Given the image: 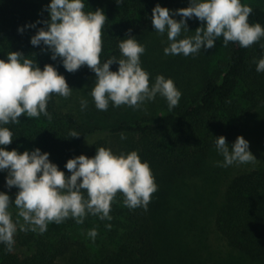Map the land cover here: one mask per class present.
<instances>
[{
  "label": "trees",
  "instance_id": "obj_1",
  "mask_svg": "<svg viewBox=\"0 0 264 264\" xmlns=\"http://www.w3.org/2000/svg\"><path fill=\"white\" fill-rule=\"evenodd\" d=\"M181 1L124 0L118 5L115 0H84V11L99 7L107 17L101 30L102 62L119 57V40L135 35L145 52L149 50V58L141 64L150 74V83L163 74L182 93L171 110L159 95L141 108L110 103L107 110H99L90 95L94 72L86 65L66 71L59 58L54 61L41 46L31 45L36 28L17 31L18 26L47 18L43 6L48 0H0V58L19 50L41 68L51 63L88 101L82 110L81 100L65 106L62 96L51 94L47 108L52 119L22 114L19 123L7 125L14 139L4 147L19 151L39 147L66 175L70 174L64 168L67 159L81 153L93 156L96 146L116 153L137 150L154 177L161 175L175 191L171 196L157 189L147 209L128 208L118 191L111 202L110 221L87 215L78 224L69 217L43 233L16 232L11 251L0 243V264H264V162L225 177L220 202L186 209L179 193L190 180H210L207 175L214 166L209 163L217 152L214 136L224 135L229 142L251 113L264 109V72H257L255 63L264 54V38L242 48L237 42L224 45L221 37L214 48L196 54L165 55L163 48L151 47L156 41L167 45V38L154 32L151 10L156 3L171 9ZM251 7L249 22L264 25V0ZM200 24L195 17L187 20L189 31ZM193 34L182 32L181 37ZM110 67L116 70L118 65ZM70 130L80 135L68 137ZM121 134L131 136L133 143H121ZM5 175L0 172V191H18L15 186L5 187ZM92 228L97 229L94 239L87 235ZM208 232L220 237L225 248L212 251L202 240Z\"/></svg>",
  "mask_w": 264,
  "mask_h": 264
},
{
  "label": "clouds",
  "instance_id": "obj_2",
  "mask_svg": "<svg viewBox=\"0 0 264 264\" xmlns=\"http://www.w3.org/2000/svg\"><path fill=\"white\" fill-rule=\"evenodd\" d=\"M115 2L120 5L124 0ZM84 9V0H48L43 6L47 18L18 26L17 31L36 28L30 37L31 45L41 46V51L50 53L54 61L59 58L66 71L74 72L86 65L94 72L90 95L99 110H107L110 103L113 107L141 108L157 95L165 98L170 110L176 106L181 91L171 77L163 74H157L150 83V74L141 64L145 46L135 35L126 34L119 40V57L101 61V30L107 17L102 8ZM252 12V7L241 0H189L187 7L177 9L156 3L151 10V23L155 32L167 34L165 55L188 56L202 48H214L221 37L224 45L237 42L242 48L260 41L264 38V25L249 22ZM193 17L201 24L189 31L187 20ZM38 24L43 26L37 27ZM131 31L128 29V33ZM182 32L194 34L181 37ZM114 63L118 65L116 70L110 67ZM255 63L256 71L264 72V54ZM72 89L51 63L41 68L36 59L19 50H11L0 58V172H6V188L18 189L14 200L8 192L0 191V243L8 251L12 250L18 224L9 211L11 205H15L17 215L25 222L20 225L21 230L43 233L50 222L61 223L69 217L78 224L87 215L110 221L111 202L118 191L123 194V204L130 209H147L151 194L157 191L150 165L147 160L142 161L137 150L116 153L111 148L96 146L93 156L81 153L67 159L64 168L70 174L66 175L49 159V152L39 147L24 151L4 147L14 139L7 125L19 123L22 114L28 118L43 115L51 120L47 108L51 94L66 98ZM87 104L86 99H81L82 110ZM79 135L70 130L68 137ZM214 137L216 151L223 156L222 161H217L218 166L256 160L243 135H238L231 146L224 135ZM125 138L121 134V139ZM87 235L94 239L97 229H89Z\"/></svg>",
  "mask_w": 264,
  "mask_h": 264
},
{
  "label": "rangeland",
  "instance_id": "obj_3",
  "mask_svg": "<svg viewBox=\"0 0 264 264\" xmlns=\"http://www.w3.org/2000/svg\"><path fill=\"white\" fill-rule=\"evenodd\" d=\"M182 1L184 2L177 6L175 5L176 8L172 7L171 9L187 7L189 5V0H182ZM241 2L247 3L251 6L253 4L261 3L262 0H241ZM177 19H179V16H177ZM158 34L159 33H156V36H158ZM162 36L167 38L166 33L163 34ZM154 46H159V48H163V49L165 47V45H163L160 41L153 42V45L151 47H154ZM219 51L220 49L216 50V52H219ZM147 52H144L143 54H141V60H145L149 58L147 56ZM61 98H62L61 99L62 103L65 104V106H68V105H73V104L78 103L82 97H81V93L78 94L76 93L74 89H72L70 96L66 98L62 96ZM238 135H243L244 138L249 141L250 151L253 153L256 160L248 162V163H244V164L234 163L227 167H220L218 166L217 161H222L223 156L219 154L218 152H216L214 155H212V158L210 159L211 162L209 163L210 165L214 166L213 167L214 172H212L211 170L210 173L207 175L210 180L207 181V178H204V179L200 178L199 180H195L194 182L190 180L189 181L190 183H188L187 185H185L179 190V193L181 195L180 203L181 205H187L186 209H188L189 207H193L195 205L201 207V205L204 204L205 202L209 204H212L216 201L220 202L222 199L221 198L222 191H221V194L219 193V191L222 189V187H224L225 177L227 178L230 175H233L240 170L251 168L253 166H256L264 162V109H259L250 114V116L248 117V119L243 125V129L239 131L234 137H232L230 141L228 142L230 146ZM121 143H124L125 145L133 143L131 136H127L125 139H122ZM155 182L158 185L157 189L163 191L164 195L165 193L166 194L171 193V196H172V193L175 192L171 189V184L168 185L167 187V185L163 182V177L161 175H157L155 177ZM6 192L9 193L10 199L14 200L15 193L17 191L10 192L6 190ZM9 211L12 213L13 221H18L17 233L19 231H24V230H21L20 225L25 224V222L23 221L22 217H19L17 215L18 209L15 207V205H11L9 208ZM205 220H207L206 217H205ZM55 225H59V224L55 222H50L47 226V229ZM25 227L27 228V226ZM202 240L210 249H212V251L216 249L221 250L225 248L224 241L221 240L220 237H218L216 234L212 232L206 233V236ZM18 250L20 251V247H18Z\"/></svg>",
  "mask_w": 264,
  "mask_h": 264
}]
</instances>
